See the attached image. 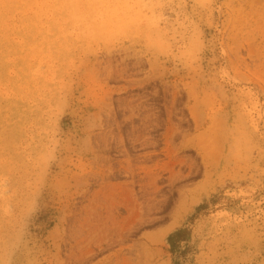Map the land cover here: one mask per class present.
I'll use <instances>...</instances> for the list:
<instances>
[{"label":"rangeland","instance_id":"obj_1","mask_svg":"<svg viewBox=\"0 0 264 264\" xmlns=\"http://www.w3.org/2000/svg\"><path fill=\"white\" fill-rule=\"evenodd\" d=\"M0 264H264V0H0Z\"/></svg>","mask_w":264,"mask_h":264},{"label":"bare ground","instance_id":"obj_2","mask_svg":"<svg viewBox=\"0 0 264 264\" xmlns=\"http://www.w3.org/2000/svg\"><path fill=\"white\" fill-rule=\"evenodd\" d=\"M160 191H161L160 189L157 190V191H155V190H151V189H150V190L147 191V193H148L149 195L152 194V195H154V196H157V194H159Z\"/></svg>","mask_w":264,"mask_h":264}]
</instances>
